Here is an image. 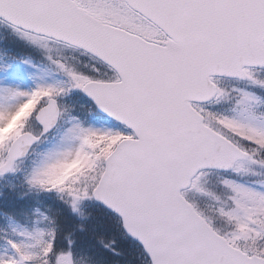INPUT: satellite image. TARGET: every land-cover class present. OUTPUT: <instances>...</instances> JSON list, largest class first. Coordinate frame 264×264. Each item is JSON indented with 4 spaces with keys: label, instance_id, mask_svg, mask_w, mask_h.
<instances>
[{
    "label": "snow or ice",
    "instance_id": "obj_1",
    "mask_svg": "<svg viewBox=\"0 0 264 264\" xmlns=\"http://www.w3.org/2000/svg\"><path fill=\"white\" fill-rule=\"evenodd\" d=\"M0 264H264V0H0Z\"/></svg>",
    "mask_w": 264,
    "mask_h": 264
},
{
    "label": "trees",
    "instance_id": "obj_2",
    "mask_svg": "<svg viewBox=\"0 0 264 264\" xmlns=\"http://www.w3.org/2000/svg\"><path fill=\"white\" fill-rule=\"evenodd\" d=\"M128 259H129V260H131V259H132L131 255H129Z\"/></svg>",
    "mask_w": 264,
    "mask_h": 264
}]
</instances>
